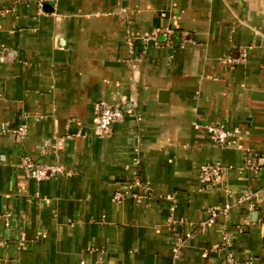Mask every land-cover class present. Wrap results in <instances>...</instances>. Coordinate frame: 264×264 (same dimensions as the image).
<instances>
[{
	"label": "crops",
	"instance_id": "obj_1",
	"mask_svg": "<svg viewBox=\"0 0 264 264\" xmlns=\"http://www.w3.org/2000/svg\"><path fill=\"white\" fill-rule=\"evenodd\" d=\"M102 102L129 111L100 130ZM25 154L66 172L37 182ZM127 181L146 195L116 200ZM0 241V264H264V0H0Z\"/></svg>",
	"mask_w": 264,
	"mask_h": 264
},
{
	"label": "built area",
	"instance_id": "obj_2",
	"mask_svg": "<svg viewBox=\"0 0 264 264\" xmlns=\"http://www.w3.org/2000/svg\"><path fill=\"white\" fill-rule=\"evenodd\" d=\"M175 31L169 28H156L154 29L145 40L159 46L163 43H170V39ZM161 36H165L166 40L162 41ZM185 42H192V38L189 37L187 33H185ZM247 58V49L243 46L236 48V53L231 55L228 58L229 64L239 65L246 61ZM129 111L126 106L122 105H110L105 102H102L97 106V112L95 116V120L98 124V128L100 130L110 129L116 122L123 119L125 113ZM17 134L22 138L28 132V126L23 124L19 126L16 130ZM208 133L213 142L221 145L236 143L240 139L241 130L239 128H231L226 126L225 124H211L208 126ZM246 167L251 169H258L259 162L255 158V156L249 154L245 160ZM20 165L25 173V175L29 178L34 179L37 182H42L54 178L58 175L65 174L66 170L62 165L58 164H49L41 161H37L30 154H25L21 158ZM222 169L217 164H205L201 168L202 180L204 182H216L221 177ZM148 186L144 187L143 193L137 192L135 189V184L133 182H122L119 185L118 190L114 194V198L116 200H122L128 196H132L138 199L143 198L146 195ZM252 194L248 193L243 196V200H251ZM251 209L254 208V205L251 204ZM230 208V205L227 204L224 208L212 207L210 208L211 217L204 222H201L198 225V228L201 230H206L209 226H211L218 216L219 213L225 212ZM9 225V223L7 222ZM193 236L192 232H186L183 234L177 242V245L180 246L184 241ZM3 243L0 241V244ZM223 244L227 246L230 245V234L226 233L222 240ZM208 252L205 251L203 253V257H207ZM218 264H250L243 263L238 261L233 253H227L222 260Z\"/></svg>",
	"mask_w": 264,
	"mask_h": 264
}]
</instances>
